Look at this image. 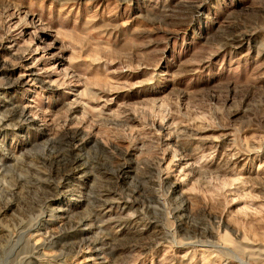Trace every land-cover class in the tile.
I'll return each mask as SVG.
<instances>
[{
	"label": "rangeland",
	"instance_id": "374dc122",
	"mask_svg": "<svg viewBox=\"0 0 264 264\" xmlns=\"http://www.w3.org/2000/svg\"><path fill=\"white\" fill-rule=\"evenodd\" d=\"M0 264H264V0H0Z\"/></svg>",
	"mask_w": 264,
	"mask_h": 264
}]
</instances>
